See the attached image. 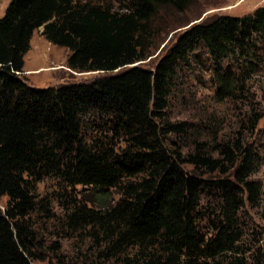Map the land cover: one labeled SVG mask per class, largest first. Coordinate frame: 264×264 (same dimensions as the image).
Segmentation results:
<instances>
[{
	"label": "trees",
	"instance_id": "16d2710c",
	"mask_svg": "<svg viewBox=\"0 0 264 264\" xmlns=\"http://www.w3.org/2000/svg\"><path fill=\"white\" fill-rule=\"evenodd\" d=\"M191 2L10 0L0 17V201L7 199L4 208L0 204V264H33L30 216L45 179L57 183L67 227L86 232L109 264H264V251L241 249L238 186L213 176L236 164L235 181L257 205L262 187L252 177L259 154L240 140L224 142L221 158L198 142L188 151L171 146L169 136L192 129L167 114L179 68L200 48L211 59L220 98L233 96L250 74L264 73V6L241 17L189 23L154 69L141 67L151 56L150 21L158 9L184 12ZM41 28L50 44L68 50L70 70L115 74L56 87L28 85L24 58ZM92 120L102 124L101 135L87 140L84 126ZM78 186L121 196L93 208L72 195ZM216 194L223 202L220 217L205 227L201 207ZM43 210L50 215L47 204Z\"/></svg>",
	"mask_w": 264,
	"mask_h": 264
},
{
	"label": "rangeland",
	"instance_id": "374dc122",
	"mask_svg": "<svg viewBox=\"0 0 264 264\" xmlns=\"http://www.w3.org/2000/svg\"><path fill=\"white\" fill-rule=\"evenodd\" d=\"M9 2L10 0H0V17ZM92 2L115 3V0ZM262 6L264 0H192L184 12L162 7L150 21L151 56L138 64L145 69H154L177 36L188 28L185 26L189 23L206 22L225 15L241 17ZM175 30L177 33L173 32ZM42 31L43 28L35 31L31 50L24 58L23 76L28 85L36 88L56 87L67 83L90 82L115 74L77 73L70 70L67 67L68 50L50 44L42 36ZM165 44L167 45L163 48ZM196 53L197 57L180 66L167 109L171 122H185L192 129V133L184 137L171 135L168 143L171 146H174V143L175 147H183V151H188L198 142L204 144L208 154L221 158L220 146L224 142L235 143L240 140L259 154L261 166L252 177L262 187L261 199L257 205L249 201L245 186L235 181L236 164H228V173L218 171L213 176L220 175L234 181L238 186V196L243 198L244 205L239 213L243 235L241 249L248 254L255 250L264 251V73L259 71L250 74L248 82H242L233 96L220 98L218 82L207 51L200 48ZM230 66L234 71L235 64ZM90 122L84 126L87 140L100 136L102 130L99 121ZM121 145L123 146V143ZM198 174L208 177L205 169H199ZM70 192L93 208L115 204L121 196L118 190H111L108 195H94L81 186ZM58 193L57 183L53 179H45L38 185L37 206L30 216V223L36 235L33 264H109L110 262L99 258L102 247L92 242L86 232L74 231L67 227L62 210L56 202ZM0 204L4 208L7 199L2 198ZM46 204L50 215L43 210ZM222 204L218 194L204 200L201 215L204 217L205 227L220 217ZM209 231L210 229L206 228V233H210Z\"/></svg>",
	"mask_w": 264,
	"mask_h": 264
}]
</instances>
